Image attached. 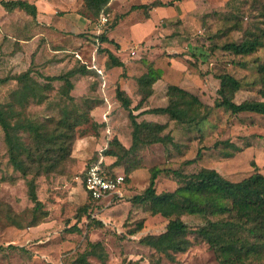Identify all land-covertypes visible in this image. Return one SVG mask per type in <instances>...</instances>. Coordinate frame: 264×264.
<instances>
[{"label": "rangeland", "instance_id": "1", "mask_svg": "<svg viewBox=\"0 0 264 264\" xmlns=\"http://www.w3.org/2000/svg\"><path fill=\"white\" fill-rule=\"evenodd\" d=\"M29 1L37 5L35 15L20 8L8 11L0 4V109L10 119L43 122L58 133L70 131L73 140L71 154L59 170L36 177L44 212L38 224L30 225L41 213L34 210L28 194L32 175L24 176L10 162L0 125V264H81L79 257L90 249L91 241H102L106 258L89 254L88 264H222L210 244L195 234L189 236L193 244L187 251L171 255L142 243L144 235L163 232L168 220L152 214L137 195L148 187L155 166L162 170L156 179L159 193L181 184L174 169L190 174L215 168L231 180L264 173V114L214 106L218 75L224 72L245 83L235 96L237 102L262 98L253 82L259 76L258 63L264 62V0H110L106 34L113 41L103 43L95 40L97 16L85 0ZM158 3L164 5L154 6ZM74 15L82 16L85 24L70 28L66 21ZM248 36L263 41L248 56L211 49ZM96 48V63L107 69L105 78L90 66ZM106 49L125 66L108 68ZM81 65L90 72L71 77L74 88L69 93L74 98L66 94L64 80H54L44 101L32 96L27 101L24 82L16 78L29 70L43 86L49 83L46 76L63 75ZM150 65L162 77L154 86L139 84L138 77ZM169 84L189 89L208 104L200 111L205 119L196 124L172 120L167 114L145 115L166 122L163 133H170L173 141L108 155L115 136L127 147L132 144L133 125L116 96L117 86L127 90L133 105L154 87L148 101L160 106L169 102ZM66 116L69 124L61 123ZM24 138L30 141L28 133ZM199 153L195 162H186ZM101 158L129 174L123 196L111 203L91 201L82 180L87 164ZM184 219L192 227L203 223L199 215L187 214Z\"/></svg>", "mask_w": 264, "mask_h": 264}, {"label": "trees", "instance_id": "2", "mask_svg": "<svg viewBox=\"0 0 264 264\" xmlns=\"http://www.w3.org/2000/svg\"><path fill=\"white\" fill-rule=\"evenodd\" d=\"M109 1L85 0L86 7L97 16L93 22L106 10ZM174 1L181 2L182 0ZM0 4L8 11L20 8L33 15L37 13L36 4L29 0H0ZM158 5H163V3H158ZM110 22L99 35H95L96 41L97 38L100 43L113 41V38L106 34ZM262 44L263 41L258 36H248L240 41L232 40L220 46L215 44L211 46V49L215 51L217 48H221L241 58L256 52ZM106 52L108 68L125 66V62L113 50L106 49ZM239 63L246 64L243 61H239ZM102 68L107 73L106 66ZM89 72L86 65H81L63 75L46 76L49 83L43 86L32 79L29 70L19 74L16 78L24 82L27 101L32 96L39 98L38 102H42L46 98L45 92L51 88V81L54 80H64L67 84L66 94L74 98L69 93L74 88L71 77L76 73L87 74ZM258 72V79L253 83L259 86L261 99H245L242 102H237L235 96L245 83L234 75L224 72L218 75L220 86L214 106L230 110L233 113L256 112L264 114V62L258 63ZM161 77V71L150 65L148 70L138 77V81L142 85L154 86ZM153 93L154 87L133 105L132 96L127 90L117 86L116 96L128 111L133 125L132 144L127 147L115 136L110 142L112 147L106 151L108 155L120 156L122 151L135 152L141 145L173 141L170 133H163L167 128L166 122L153 117L148 118L145 115L167 114L172 120L181 122H186L187 119L196 120V124L205 119L204 114H201L200 111L203 106L208 107V104H205L196 93L189 89L177 84H169L167 86L169 102L160 106L150 105L148 100ZM136 110L140 111L135 113ZM141 116L143 118L139 120L138 118ZM61 123L69 124L67 116L62 119ZM0 125L5 132L10 162L24 176L32 175L27 182L28 194L35 203L34 210L41 212L30 224L36 225L40 222L41 214L44 212L43 201L39 199L36 190V177L59 170L62 162L71 154L73 135L70 131L64 133H58L56 129L51 131L49 125L43 122L23 118L10 119L4 116L1 109ZM25 133L29 134V142L24 138ZM199 157L200 153L197 157L186 162L193 163ZM91 162L84 169L83 178ZM254 165L257 167L256 164ZM104 168L110 171L115 169L111 164H104ZM161 171V168L153 167L148 187L143 193L137 195V198L141 202L149 204L152 214H161L168 220V223L163 232L144 235L141 239L142 243L153 247L158 252L171 255L172 252L187 251L193 244L189 236L195 234L210 244L217 252L222 264H264V173L255 171L241 180H231L215 168L203 167L190 174L174 169L173 173L180 177L181 184L174 191L159 193L156 189V179ZM123 172L128 181L129 174L125 170ZM88 198L96 203L89 193ZM187 214L199 215L203 223L198 227H192L184 219V215ZM139 227L143 228V225ZM89 245L90 249H87L79 257L81 264H88L87 256L89 254L106 258L102 241H91Z\"/></svg>", "mask_w": 264, "mask_h": 264}, {"label": "built area", "instance_id": "3", "mask_svg": "<svg viewBox=\"0 0 264 264\" xmlns=\"http://www.w3.org/2000/svg\"><path fill=\"white\" fill-rule=\"evenodd\" d=\"M110 13L104 11L98 17L95 23V35H99L107 23L110 21ZM98 43H100L97 41ZM98 47V46H97ZM94 55V63L90 66L95 68L102 77L105 78L104 69L96 63V51ZM104 159H99L90 163L87 168L86 175L82 179L85 185L87 193L93 198L96 202L103 200L105 198L109 199V203L113 202L116 197H122L124 194V187L127 185L126 175L123 171H119L117 168L112 171L104 168Z\"/></svg>", "mask_w": 264, "mask_h": 264}, {"label": "crops", "instance_id": "4", "mask_svg": "<svg viewBox=\"0 0 264 264\" xmlns=\"http://www.w3.org/2000/svg\"><path fill=\"white\" fill-rule=\"evenodd\" d=\"M182 2V1H181ZM164 5V4H163ZM37 6V5H36ZM154 6H156V7H158V6H162V5H154ZM77 15V14H76ZM76 15H74V17H71V18H69L68 19V21H66V24L70 27V28H72V29H74L75 27L76 28H78L79 26H81L83 23L85 24V22L81 19L82 18V16L80 17V18H78L77 19V16ZM80 15V14H79ZM95 28V23L93 22V29H92V32H93V34H94V29ZM146 107V106H145ZM105 199H107L108 200V202H109V199L108 198H105ZM102 200H100V201H98V202H101Z\"/></svg>", "mask_w": 264, "mask_h": 264}]
</instances>
